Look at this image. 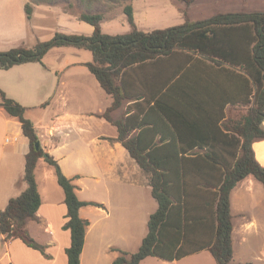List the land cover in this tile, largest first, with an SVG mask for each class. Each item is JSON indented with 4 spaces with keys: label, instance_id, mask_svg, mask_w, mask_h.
<instances>
[{
    "label": "trees",
    "instance_id": "1",
    "mask_svg": "<svg viewBox=\"0 0 264 264\" xmlns=\"http://www.w3.org/2000/svg\"><path fill=\"white\" fill-rule=\"evenodd\" d=\"M182 1L191 4L195 0ZM41 3L53 5L58 0H30L25 5L29 19L34 4ZM124 11L132 28L119 34L103 32L104 16L100 12L71 11L78 19L94 26L92 34L58 31L52 39L39 41L33 47L0 50V68L43 62L47 51L56 46H73L92 52L93 59L86 65L113 99L100 116L117 127V139L148 176L152 195L158 202L139 249L129 252L114 248L118 256L112 264H140L148 256L175 260L202 250L210 251L217 264H243L234 262L231 192L249 175L264 186V166L253 146L255 141L264 139V10L220 12L151 31L136 26L132 4ZM150 65L165 70L166 75L164 78L142 77V90H135L136 96H183L199 101V106L195 107L200 110L193 112L188 108L187 113L191 112L197 120L210 117L211 128L218 130L232 146L228 154L185 151L187 146L177 122L181 117L186 119L181 109L173 108L178 118L168 116L173 136L179 143L174 138L171 141L181 150L175 152H162L154 142L144 145L141 133L130 135L133 127L129 118L112 117L111 113L130 95L126 72L139 68L143 74ZM154 82L160 85L156 92L151 88ZM0 99V106L20 121L22 132L30 142L22 177L26 189L0 210V238H20L27 245L44 251L45 247L26 229L29 220L38 218L41 195L35 170L39 159L44 158L54 168L65 194L67 221L64 228L71 232V244L66 248L68 264H80L90 224L80 216V208L102 207L103 204L81 200L75 184L64 174L59 162L42 146L36 148L40 138L34 123L26 117L27 107L9 97L2 88ZM227 105L236 109L231 110L229 117L225 111ZM145 125L147 122L138 127ZM193 145L204 147L201 143L190 146Z\"/></svg>",
    "mask_w": 264,
    "mask_h": 264
},
{
    "label": "crops",
    "instance_id": "2",
    "mask_svg": "<svg viewBox=\"0 0 264 264\" xmlns=\"http://www.w3.org/2000/svg\"><path fill=\"white\" fill-rule=\"evenodd\" d=\"M144 71L142 74L139 68H133L126 72L130 95L124 100L122 106L111 113L114 119L126 120L129 118V124L133 127L131 136L141 133L144 145L154 142L162 152L181 151L177 148V144L171 141L174 138V130L168 117L178 118L176 117L178 114H174L173 111V108H176L183 110L186 117V119L183 117L177 119L180 126L179 134L183 135L184 144L187 146L185 151L201 153L215 151L219 154H228L232 146L224 141V136L218 130L211 128V118L207 116L197 120L195 116H191V112L187 113L186 109L188 108L193 112L200 110V107H195L196 105L199 106L197 104L199 101H190L189 98L183 96L176 98L172 96L159 98L136 96L135 90L136 92L142 90V83L140 82L142 77L164 78L166 75L165 70L152 65ZM159 87L160 85H157L156 82L151 84L154 92ZM3 88L5 89V87ZM182 89L186 90V88ZM162 93L163 91H161ZM112 101L111 97V102L104 109L100 107L97 112L92 111L87 103L81 102L76 114L63 115L64 111L55 114L51 125L48 127L47 140L42 141L43 135L37 131L39 138L41 137L40 142L44 150L49 152L55 159L57 158L63 172L72 179L73 183L74 181L81 183V190L88 188V185L83 183L82 178L90 177L93 179L89 189L93 191L92 194L94 195L82 200L96 201L103 204L102 207L86 205L80 208V216L90 222L80 255V264H112L118 256V251L114 248L135 252V248L138 247L139 249L143 238L148 232L147 225L150 215L158 208V202L151 192L148 176L130 155L123 143L117 139V127L100 116L112 104ZM231 110L236 111L234 107L227 105L225 111L228 112V117ZM143 122H147V125L139 129L138 125ZM104 123L113 126L114 129L104 131L102 129ZM12 127H20L21 133H23L20 121L10 116L0 106V138L3 139L4 143V146H0V163L5 151L11 153L9 158L11 160L12 155L17 153L23 154L25 152L26 157L30 149L29 139L24 134L26 140H22L20 145L16 144L18 141L17 136L20 135L19 132L13 138L7 135V131ZM64 128L79 135L76 140L73 139L76 148L71 146L67 153L63 152L56 155V152H61L67 144H70L65 139H61L59 134L56 133ZM175 141L177 140L175 139ZM11 142L15 145L10 147V151L6 150L7 145ZM177 143L179 142L177 141ZM193 143H201L204 147L190 146ZM253 146L258 160L264 166V139L255 141ZM64 161L65 167L63 165ZM12 172L11 167L7 165L0 170V210L5 209L12 198V195H10L13 190L14 177ZM35 173L41 195V205L37 212L38 218L29 220L26 229L37 243L45 247L44 251L27 245L20 238L7 239L2 236L0 238L1 264H68L66 248L71 244V232L69 229L64 228L67 221L65 194L64 200L60 203L48 200L49 194L44 197L45 192L51 190V185L54 187L57 179L54 168L44 158L39 159ZM74 184L76 185V183ZM101 184H103L106 191L105 198L97 194L98 186ZM261 186L264 188L259 180L253 175H249L239 181L231 192L232 239L235 263L264 264L263 247H261V252H253V258H256L253 259L254 261H237L236 256V246H243L249 243L250 240H256L259 236L260 231H257L259 228L258 222L251 211L253 210V197H257V194L260 195L258 197H260L261 203L263 197ZM142 187L146 189L144 192L140 190ZM144 226H147L146 231ZM251 228H256V231L251 232ZM140 264L217 263L210 251L202 250L175 260L148 256Z\"/></svg>",
    "mask_w": 264,
    "mask_h": 264
},
{
    "label": "rangeland",
    "instance_id": "3",
    "mask_svg": "<svg viewBox=\"0 0 264 264\" xmlns=\"http://www.w3.org/2000/svg\"><path fill=\"white\" fill-rule=\"evenodd\" d=\"M29 1L0 0L1 51L19 46L33 47L39 41L52 39L58 31L92 34L94 26L78 19L70 13L71 11L100 12L104 16L101 21L103 32L119 34L132 28L124 11L128 4L133 6L136 26L144 31L176 26L186 20L196 21L220 12L264 10V0H195L191 4L182 0H58V3L53 5L34 4L32 18L29 19L25 11V5ZM92 59L93 54L87 49L73 46L52 47L44 55L43 62L18 64L9 69L0 68V87L2 86V89L5 87L4 90L9 97L27 107L26 117L34 123L39 134L43 135L40 138L44 141L48 139L46 137L48 127L55 114L63 111V115L76 114L81 102L87 103L92 111L97 112L100 107L104 109L111 102V97L101 88L86 65ZM104 124L102 127L104 131L114 129L113 126ZM17 132L20 135L17 136L16 144L20 145L22 140H26L20 127H12L7 131V135L13 138ZM56 133L70 143L61 152H56V155L67 153L71 146L76 148L73 142L79 135L65 128ZM86 136L88 137V134ZM0 142V146H4L2 138ZM12 142L7 145L6 150L10 151V147L15 145ZM10 155L11 153L7 151L3 152L0 170L5 165L11 167L14 178L10 195L16 197L26 188V183L22 181L25 152L13 154L11 160ZM63 165L65 167V161ZM82 181L88 188L81 190V183L74 181L77 185L76 194L81 200L94 195L89 189L93 179L84 177ZM52 186L50 191L45 192L44 197L49 194L48 200L60 203L64 200L63 188L57 179L54 187ZM262 189L261 203L258 197L260 195L257 194V197H253L251 211L258 222L259 236L243 246H236L237 261H254L256 258H253V252H261V247L264 249V188ZM140 190L144 192L146 189L142 187ZM42 191L44 193L43 188ZM97 191L100 197H106L103 184L98 186ZM147 226H144L145 231ZM250 231L255 232L256 228H251ZM135 249L134 251H137L138 247Z\"/></svg>",
    "mask_w": 264,
    "mask_h": 264
},
{
    "label": "water",
    "instance_id": "4",
    "mask_svg": "<svg viewBox=\"0 0 264 264\" xmlns=\"http://www.w3.org/2000/svg\"><path fill=\"white\" fill-rule=\"evenodd\" d=\"M41 146H42V145H41V142H40V140H38V141L36 142V148L39 149Z\"/></svg>",
    "mask_w": 264,
    "mask_h": 264
}]
</instances>
